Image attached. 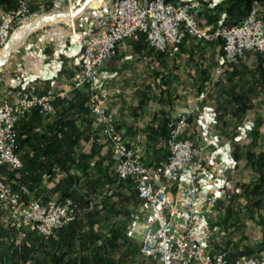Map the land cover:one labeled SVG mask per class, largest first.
I'll return each instance as SVG.
<instances>
[{"label":"built area","instance_id":"built-area-1","mask_svg":"<svg viewBox=\"0 0 264 264\" xmlns=\"http://www.w3.org/2000/svg\"><path fill=\"white\" fill-rule=\"evenodd\" d=\"M86 1L88 4L83 8ZM67 0L66 14L71 23L87 11L84 27L75 39L81 48L80 71L66 87H49L37 92L34 85L15 91L14 98L0 102V206L8 211L10 224L19 238L32 231L49 237L75 221L87 209L71 198L54 196L47 201L23 199L7 180L3 169L18 171L23 160L18 154V121L29 111L46 117L54 112L55 103L68 99L76 90L86 88V107L92 123L105 138L118 180L130 181L139 200L140 217L132 220L126 235L141 234L139 253L152 264H264V254L229 257L224 245L213 240L209 224H202V207L213 212L219 201H228L231 193L212 188L204 199L203 151L183 136L189 118L199 110L203 93H192L184 107L168 124V154L154 166H148L130 146L116 125L115 112L106 106L108 92L101 88L100 68L115 54L119 43L138 34L145 36L149 47L174 57L182 42L193 38L207 43L220 42L223 67L207 82L209 87L228 80V66L246 53L257 55L264 65V5L255 0L247 15L234 25L202 26L197 20L199 2L171 0ZM27 0L0 14V47L5 46L13 28L28 16ZM112 195L94 197L97 203ZM103 197V198H102Z\"/></svg>","mask_w":264,"mask_h":264},{"label":"crops","instance_id":"crops-1","mask_svg":"<svg viewBox=\"0 0 264 264\" xmlns=\"http://www.w3.org/2000/svg\"><path fill=\"white\" fill-rule=\"evenodd\" d=\"M197 1L200 5L196 16L200 25L217 26L223 22L225 12L221 6H225V0ZM260 1L264 5V0ZM98 3L99 0L91 1V5ZM17 4L18 0H0V14ZM27 5L32 12H46L44 17L61 18H51L48 23L29 32L23 38L21 46L12 53L6 69L3 70L4 74L0 76L1 83L6 85V95L2 99L12 100L15 91L29 85H34L37 92H43L49 87H66L80 71L81 48L74 36L82 31L87 11L76 16L71 23L66 16L67 0H27ZM169 58L149 47L143 34L117 45L115 54L99 70L101 88L108 92L106 106L115 112L117 128L148 166H154L159 160L165 159L168 151L164 131H168V127L163 123L174 119L182 108H177L173 103L165 106V98L159 92L166 88L163 82L168 78L164 76L176 75L177 82H191L194 93L204 94L199 110L189 118V125L183 132V136L195 139L203 151L205 169L201 179L204 186L199 196L204 199L215 187L222 194L231 193L232 198L245 192V189L252 188L260 181V172L253 162L264 152V72L260 67L264 66L262 61L257 55L246 53L228 66L226 84L209 87L207 82L223 67L222 50L217 43L187 37L174 56V64H169ZM157 83L159 87L154 85ZM145 88L151 90V95L146 93ZM190 92L188 89L181 92L184 101L192 94ZM85 97L87 98V93L82 90L74 92L68 97V103L62 106L61 103L55 104L54 112L46 119L41 117L43 120L39 124L32 120L33 110L27 112L17 123L18 133L21 126L22 130L23 127L38 130L42 124L50 123L61 116L63 119L73 118L75 126L80 130L84 129L85 123L80 121L79 114L80 108L83 105L85 107L86 101L82 105ZM246 106L249 108L245 111H237L238 108ZM79 143L84 144L82 140H78L77 145ZM18 154L26 159L33 152L30 145L25 144L18 149ZM7 170L9 169H3L7 180L17 186V189L30 188V191L26 189L27 196L23 198L25 200L37 197L41 201H47L58 195L53 189L63 177L61 175L47 178L43 174L37 186L30 181L26 183L17 181L16 178H8ZM42 194L45 198L41 197ZM210 214L211 212L202 207L200 222L209 224L207 218ZM4 217L8 218L9 213L0 206L2 239L14 240L19 244L27 242L29 237L33 241L35 236H39L29 231L25 237L19 238L15 228L3 222ZM82 223H86L84 227L88 228L87 221ZM52 237L53 240L60 239L57 232ZM40 252V249L36 251L26 264H35L34 258L41 256ZM263 254L264 250L257 255L247 256ZM237 256L229 254L231 259Z\"/></svg>","mask_w":264,"mask_h":264},{"label":"rangeland","instance_id":"rangeland-1","mask_svg":"<svg viewBox=\"0 0 264 264\" xmlns=\"http://www.w3.org/2000/svg\"><path fill=\"white\" fill-rule=\"evenodd\" d=\"M29 13L30 15L23 23L13 28L12 33H14L12 39L5 48H2L3 46L0 47V54L9 51V45L22 29L27 27L34 20L44 17V14H47L46 12H32L31 9H29ZM23 40L24 39H22L10 53L8 52L9 55L7 60L0 65V76L4 74L3 70L6 69L12 53L21 46ZM215 43L221 48L220 42ZM174 59V57L169 58L168 61L170 65L174 64ZM175 76L171 74H166L164 76L168 78L163 82L166 88L165 90L162 89L159 94L162 98H165L163 99L165 101V106L173 103L174 106L177 105V108H183L187 98L184 101L181 92L188 89L191 91L190 93H194V88L192 89L191 82H177ZM1 82L2 80L0 81V102L6 95V85ZM154 85L159 87L158 83ZM145 89L146 93L151 95V90L149 88ZM82 91L87 93L86 88ZM163 95H165V97H163ZM183 101L184 104L182 105ZM82 108H84V105ZM82 108H80L82 112L80 111L81 114L79 115L81 117L79 118L80 121L85 123V128L81 129L82 134L79 136V140H82L84 144L79 143V145L76 146L74 155L77 156V158H79V156L82 157L80 161L81 167L83 165L87 166L86 169L88 173L83 176L80 172L81 167L79 169H73L74 174L77 172L75 185L78 189L76 190L81 196V198L77 200V203L80 208L85 209L87 207L81 214H84V212L90 209H93L92 212L97 209V212L93 215L92 221L87 223V226H89L84 229L85 236L83 240L76 242L77 249L75 252L86 253L92 256L93 252L98 250L100 254V264H152L139 253L141 234H136L134 238H130L126 235V231L132 220L140 217L138 201L133 196L132 186L129 182L117 179L114 169L115 162L109 146L105 138L101 135L99 128L93 125L89 112H86L85 109L82 110ZM46 117H44V119H46ZM90 154H92L90 158L84 157ZM249 172L253 175L252 171ZM53 175H61L64 177L66 176V171L64 172L58 169ZM110 188L112 189V195L110 197H102L103 199L101 201L97 203L94 202V197L103 196ZM121 194L125 195L128 200L121 201ZM42 195L41 197L45 198V195ZM255 200H258V198L243 191L239 195L233 196L228 201L217 202L213 208V212L210 214L211 216L209 215L207 218L214 242H216L218 246L224 245L232 256L245 255L241 252H243L246 247L255 250V246H257L262 239L263 227L260 224V220L261 217L264 216V200L257 203ZM112 202H115V205ZM113 208L115 210H113ZM3 222H7L9 226L11 225L9 217H4ZM115 230L121 232V238L118 240V248L110 249L108 247H103L104 241H107L108 238L113 236V231ZM122 234L125 235V238H123ZM88 235L92 237L89 238ZM124 239H126V242L123 241ZM256 251L251 255H257L261 252V250Z\"/></svg>","mask_w":264,"mask_h":264},{"label":"trees","instance_id":"trees-1","mask_svg":"<svg viewBox=\"0 0 264 264\" xmlns=\"http://www.w3.org/2000/svg\"><path fill=\"white\" fill-rule=\"evenodd\" d=\"M254 1L255 0H225V6H221L222 10L225 12V19L219 25L237 24L247 15ZM260 67L262 72H264V66L262 67V65H260ZM77 91L79 90H76L75 92ZM67 100L68 99L59 100L55 104L61 103L62 106L64 103H68ZM85 101L87 102L86 97L82 101V104ZM248 108L249 106L241 107L238 108L237 111H239V109L245 111ZM84 109L86 112H88L86 106ZM32 116V120L38 122V124L42 121V116H40L36 110H33ZM65 119H63L61 116L50 123L46 122L42 124L43 126H40L38 130H34L35 128L33 129L25 127H23L22 130V126L19 127L18 149H21L25 144H29L33 154L26 159H22L21 157L23 160V168L18 171L9 169L7 170V174L8 178H16L17 181H24L26 183L30 181L31 183H34L38 186L41 180V175L44 174L47 176V178H51L54 172L58 169L64 172L66 171V176L58 180L54 186L53 192H57V196L60 198L71 197L77 203V200H79L81 196L76 190L78 189L75 185L77 172L74 174L73 169H79L81 167L80 161L82 157L79 156V158H77L74 153L76 146H78L77 141L79 140V136L82 133L81 130H79L73 123V119ZM168 124L169 122L167 121H164L163 123V125L167 127ZM65 126L67 129L64 128ZM168 131H164L166 133V139ZM91 155L92 154L86 155L84 157L90 158ZM263 158L264 152H262L259 158L253 162V164L256 166V169L260 172V181L254 184L252 188L245 189L247 194H252L255 198H258V200H255L256 203L264 200ZM97 164L99 166L98 162ZM86 167L87 166L85 165L81 167L80 172L83 176L87 175L88 173ZM126 182L131 184L133 196L137 199L139 204L134 186L130 181ZM13 187L20 192L22 198L27 196V190L30 191V188L27 187V190L17 189V186L15 185H13ZM37 195H39V192ZM120 198L121 201L128 200L127 197L122 194ZM112 203L115 205V202ZM113 210L115 209L113 208ZM96 212L97 210H94L93 212L88 210L84 212V214H80L78 219L72 223L57 229L55 232H57L60 236V239L58 240H53L52 236H35L33 241L29 237L27 242L24 241L17 244L14 242V240H4L0 237V264H26V262L32 259L31 257L33 254L39 249L41 250V256L34 258L35 264H100V254L98 250L93 252L92 256H89L86 253L79 252V254L75 252L77 249L76 242L83 240L85 236L83 229H85L84 226L86 223L84 224L82 221H87L90 223V221L93 219V215H95ZM260 224L263 227V235L260 243L255 246V250L246 247L241 253L251 255L256 250H264V216L261 217ZM88 236L89 238L92 237L91 235ZM120 236L121 232H119V230L113 231V236L108 238L107 241H104L103 247H108L110 249L118 248V240L121 238ZM122 236L125 238L124 234H122ZM123 241L126 242V239Z\"/></svg>","mask_w":264,"mask_h":264},{"label":"bare ground","instance_id":"bare-ground-1","mask_svg":"<svg viewBox=\"0 0 264 264\" xmlns=\"http://www.w3.org/2000/svg\"><path fill=\"white\" fill-rule=\"evenodd\" d=\"M95 4V3H94ZM64 16V15H63ZM67 16V15H66ZM52 18V16H48V17H42V18H38V19H36V20H34L33 22H31L27 27H25L24 29H22L15 37H14V39H13V41L11 42V44L9 45V47H8V50L9 51H7V53H1L0 54V65L1 64H3L6 60H7V58H8V55H9V53L13 50V48L25 37V36H27V34L29 33V32H31L32 30H34L35 28H37V27H39V26H41V25H43V24H46V23H48L49 22V20ZM59 18H61V17H56V18H52L53 20L54 19H59ZM14 33V32H13ZM13 33H12V35L10 36V38H9V40H8V42L6 43V45L5 46H3L2 48H5L8 44H9V42L11 41V39H12V36H13ZM1 48V49H2ZM9 52V53H8Z\"/></svg>","mask_w":264,"mask_h":264},{"label":"water","instance_id":"water-1","mask_svg":"<svg viewBox=\"0 0 264 264\" xmlns=\"http://www.w3.org/2000/svg\"><path fill=\"white\" fill-rule=\"evenodd\" d=\"M89 1H86L83 5V8L88 4Z\"/></svg>","mask_w":264,"mask_h":264}]
</instances>
